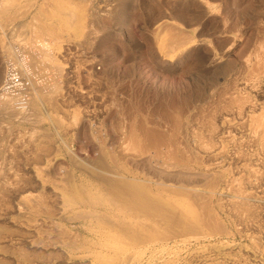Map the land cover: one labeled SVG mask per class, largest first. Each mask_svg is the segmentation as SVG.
Instances as JSON below:
<instances>
[{"label": "bare ground", "instance_id": "6f19581e", "mask_svg": "<svg viewBox=\"0 0 264 264\" xmlns=\"http://www.w3.org/2000/svg\"><path fill=\"white\" fill-rule=\"evenodd\" d=\"M107 1L0 0V58L3 66L0 115L11 117L16 111L27 115L28 110L25 112L24 109L28 108L33 118L39 121L42 118L41 105L54 108L63 80L61 71L64 68L61 62H57V54L62 51L59 50L61 43L81 45L88 37L86 35L94 31L90 29L93 20L98 21L103 14L114 16L116 9L124 4L119 2L112 9L113 3H106L111 7H105L101 13L100 3ZM213 6L204 3L203 11L207 15L212 13ZM259 9L262 8L259 6ZM260 13L263 18L260 19L264 20V9ZM9 29H18L24 37L14 40L22 57L20 68L15 67L18 62L13 66L14 63L8 64L6 60L12 58L4 42V33ZM175 32L173 36L170 34L171 39L161 35L165 41L167 39L168 50L192 38L186 35L185 41L180 36L184 32L179 29ZM93 35L89 37L97 34ZM235 41L233 38V43ZM66 44L63 46H69ZM230 49H222L219 54L209 49L205 58H208L206 65L211 67L213 77L208 78L202 87L195 81L202 89L199 94L189 92L193 102L200 103L201 107L207 106L209 110H203L209 117L206 123L203 122L206 116L203 114V118L198 111L203 123L199 121L205 125L199 123L202 131L196 129L203 139H199V131L195 133L194 128L189 133L190 140L180 139L184 145L174 137L176 149L170 148V154H165L164 159H161L164 154H160L161 158L158 154L153 155V161L148 158L152 154H127V148L118 145L122 153L117 146L115 150L119 154L107 153L99 146V151L90 155L92 158L65 153L68 166H64V159L62 163L58 162L60 154L54 153L52 144L31 147L28 143L27 146L18 140V128L13 130L19 136L18 142H12L13 137L9 138L8 131L0 127V264H43L47 248H64L82 257L100 259L102 264H129L146 252L148 262L167 251L173 255L169 264L201 261L202 264H264V205L262 209L259 206L262 200L258 204L254 202L257 188L264 185V40L246 47L237 69L233 65L235 59L230 63ZM192 50L190 48L188 53ZM193 71L189 68L186 71L191 81L199 76H194ZM200 80L204 83L203 78ZM196 85L193 90L198 92ZM17 93L22 97L17 98L14 105ZM51 114L52 122L62 126V131L68 121L62 124L58 115ZM74 120L66 128L74 125ZM180 134L178 136L183 137ZM28 138L25 137L26 141ZM184 138H187L185 131ZM50 150L53 153H48ZM123 158L133 162L148 158L151 162H146H150L151 175L127 169L119 161ZM219 190L226 196L220 197ZM79 221H82L81 225L76 224ZM63 222L68 225H62ZM237 235L244 242L238 241ZM182 253H186L184 258ZM48 257H45L47 262Z\"/></svg>", "mask_w": 264, "mask_h": 264}, {"label": "rangeland", "instance_id": "374dc122", "mask_svg": "<svg viewBox=\"0 0 264 264\" xmlns=\"http://www.w3.org/2000/svg\"><path fill=\"white\" fill-rule=\"evenodd\" d=\"M189 1L190 0H109L105 3L101 2V13L104 12L102 9H105V7H111L112 3V9H115L114 5L117 4L116 6H118L119 2L125 5L123 4L124 6L122 5V8L116 9L121 13L120 16L119 12L116 11L115 14H113L114 16H108L107 14L101 15L103 18L100 17V21L98 19L99 22L93 20L90 29H94V31L92 30L93 32L91 31L92 33H89V35L94 36L93 34H97L98 37L96 35V37L92 38L86 35V37H88L82 43L83 45L61 43V48L59 50L64 51H59L61 54H57L59 55L57 62H61L64 68L62 69L63 72L61 71V73H63L61 79H66L64 80L65 84L64 81L61 80L60 96L54 108L48 109L47 106L41 105L42 118L39 121L33 118L34 115L31 114V110L28 108L24 109L25 112L28 110L27 115L26 113L22 114L21 111H16L15 115L13 114L11 117L0 115V127L2 129L4 127V129L8 131L9 138L13 137L12 142H18V140L24 141L23 144L27 146L30 145L31 147L32 145H45V143L49 145L52 144L51 146L54 153L60 154L58 162L62 163L64 159V166H68L67 157L64 155L65 153L71 152L76 157L79 156L78 158H89L92 154L94 156L97 151H99L98 148L100 149V147L106 150L107 153L119 154V152L122 153L123 151L118 146H124L125 149L127 148V151H125L127 154H152L148 157L151 161L155 159V155L158 154L157 156L161 158V155L164 154L161 158L164 159L165 154H170V150L176 147L173 141L175 138L179 140L182 138L181 140L186 139L188 141L191 139V134L189 133H191V130L193 131L192 128H194L195 133L199 130L202 131V129L198 127V124L203 121H201L202 118H200L201 114L202 116H206L203 122L206 123V120L209 118L207 114H205L206 111L209 112L207 106L202 105L201 107L200 103L197 104L191 99L193 93L199 94L202 90L196 84L198 83L200 87H202L201 85H205L208 78H211V76L213 77V73L210 74L212 69L210 70L209 68L211 67L206 65L208 58L205 57L208 56L209 49L219 54L223 50L231 48L229 50L231 58L230 63L232 64V61L234 62L235 59L236 62H234L235 64L233 63V65L235 69H237L242 59L240 57L243 56L246 47L248 48L255 41L264 40V20H261L260 18L262 17L259 15L261 14L260 11L264 9L263 0L262 3H260L261 0H256V4H254L255 0H253V3L252 0ZM248 1L251 2V4ZM109 2L111 5L106 4ZM204 3L212 6L214 5V12L207 15L204 12ZM257 4L262 8L261 10H258L259 6ZM253 5L255 6L254 8H252ZM245 10L247 11L245 12ZM193 11L196 12L194 13ZM116 13L118 14L117 16ZM246 13L248 16H246ZM255 14H257L259 18L257 16L256 18ZM94 21L97 22L94 23ZM224 27L226 29H224ZM178 29L179 32H184H181V37L183 36L185 38L186 35L187 37H192L187 38L188 40L186 38L184 39L191 43L186 42L179 47H175V49L172 48L168 50L167 39L165 41L161 38V35L165 34L166 38L168 36L170 38L176 34L175 31H178ZM96 30L97 33H95ZM108 30L110 32H108ZM5 33V45L12 53V58L5 59L9 62L8 64L14 63L12 64L13 66L18 62L15 67L18 66V68H20L22 67V57L17 46H14V40H22L24 37L18 29L13 31L9 29ZM233 38H236L238 41H235L236 44L233 43ZM256 38L259 40L257 41ZM261 38L263 40H261ZM65 44L69 46H63ZM192 46H195V49L192 48ZM197 46L200 48H198L199 50ZM62 47L66 48L62 49ZM190 48L191 50L193 49L192 53H188ZM194 51L197 52L195 53ZM187 53L188 55H186ZM195 57L197 58L195 59ZM188 68L189 71H198L197 73L194 71L192 73L194 76L197 74V76L199 75L200 77L198 76V78H195L197 80L193 79V81L188 79L186 75ZM204 69L208 70L205 71ZM199 71L201 74H199ZM217 71L218 70L215 72L217 73ZM215 72L214 75L216 74ZM1 73L3 74V66L0 58V76ZM208 74L210 77L207 76ZM17 75L20 76V74ZM25 77L27 78V76ZM201 78H203L204 83L200 82L202 81L200 80ZM204 78H206V80ZM191 84L196 85L195 87L198 92L193 90L194 85L191 87ZM191 89L194 92H191ZM189 92L192 94L190 95ZM21 97L22 94L17 93L16 98L13 100V104L15 105L18 100L17 98ZM187 100L191 103H188ZM203 107L207 109H203ZM195 108L196 111H194ZM199 109L202 110V112ZM203 110L206 111L204 112ZM51 113H53V115L56 114L55 116L58 115V120L60 119L59 122L62 124H65L67 121L68 124H70L71 121L74 120V117L75 123L71 125L72 128L70 126L66 128L68 125L66 123L67 125H64L66 129L64 128L61 131L63 127L55 125L52 122L50 117V115H52ZM191 113L193 114L192 117ZM205 116L203 118H205ZM1 117H5V122L2 121ZM7 118H10L11 122L9 119L7 120ZM181 118L182 120H180ZM195 122L196 127L194 126ZM203 125L205 124L201 126ZM14 128H18V131L15 129L16 132L20 130L17 134H20L19 136L23 138L20 139L16 132L13 131ZM182 128L187 138H184V131ZM9 130L12 131L10 132ZM200 131L197 136L199 139H203ZM180 132L183 135L180 134ZM178 133L183 137L178 136ZM189 135L190 137H188ZM18 137L19 139L17 140ZM25 137L26 139L29 137L27 141ZM33 137L37 140H32ZM181 140L180 142L182 143L183 141ZM182 144L181 146L183 147L184 144ZM53 145L58 149L54 150L55 148ZM116 146L119 152L117 149L115 150V148H117ZM53 151L50 150L48 153H53ZM190 153L191 152H187L186 154ZM90 158H92V156H90ZM148 158L146 161H150ZM126 160L128 161L126 162ZM144 160L145 159H141L137 160V162H133L126 158L119 159L127 169L138 173L140 172L139 174L149 173V175H151L149 170L151 161L148 163ZM262 186L264 187V185ZM262 186L257 188V199L254 201L258 204V201L262 200L259 203L261 208L264 205V188ZM219 192L218 195H220V197L226 196L222 190H219ZM223 217L226 218L225 214ZM226 221L229 222L227 219ZM76 224L81 225L82 221L76 222ZM62 225L67 226L68 223L63 222ZM236 237L238 241L244 242L243 238L240 236L237 235ZM49 249L50 248H47L45 252L48 255L44 254L45 256H43L46 261L43 260V264H58L59 261H61L62 264H73V262H75L74 264L103 263L100 259H93L91 256L82 257L81 254H75L64 248H55L53 249L55 251ZM58 250L61 252H59L60 256L57 253ZM48 251H51V254ZM52 252L55 253L58 259H55ZM185 255L186 253H182V258H184ZM48 256L53 257L49 258ZM147 256L148 254L146 252L144 255L132 259L129 264H169L171 263V259H173L172 253L168 251L161 253L148 262L146 261ZM45 257L49 258L48 262ZM195 264H202V261Z\"/></svg>", "mask_w": 264, "mask_h": 264}]
</instances>
